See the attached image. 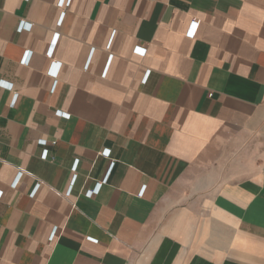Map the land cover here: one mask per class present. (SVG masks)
I'll return each instance as SVG.
<instances>
[{
	"label": "crops",
	"instance_id": "crops-1",
	"mask_svg": "<svg viewBox=\"0 0 264 264\" xmlns=\"http://www.w3.org/2000/svg\"><path fill=\"white\" fill-rule=\"evenodd\" d=\"M0 264H264V0H0Z\"/></svg>",
	"mask_w": 264,
	"mask_h": 264
},
{
	"label": "built area",
	"instance_id": "built-area-1",
	"mask_svg": "<svg viewBox=\"0 0 264 264\" xmlns=\"http://www.w3.org/2000/svg\"><path fill=\"white\" fill-rule=\"evenodd\" d=\"M23 29H30V28H29V26H27V25L20 24V26H19V30L21 31V30H23ZM38 186H39V185H36V188H35V189L33 190V192L31 193L32 196L34 195V193H35L36 190L38 189Z\"/></svg>",
	"mask_w": 264,
	"mask_h": 264
}]
</instances>
